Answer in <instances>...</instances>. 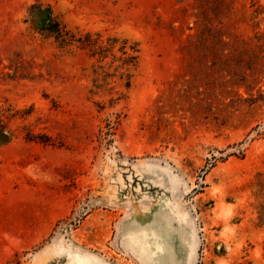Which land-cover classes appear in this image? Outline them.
<instances>
[{"label":"rangeland","instance_id":"374dc122","mask_svg":"<svg viewBox=\"0 0 264 264\" xmlns=\"http://www.w3.org/2000/svg\"><path fill=\"white\" fill-rule=\"evenodd\" d=\"M0 264H264V0H0Z\"/></svg>","mask_w":264,"mask_h":264},{"label":"trees","instance_id":"16d2710c","mask_svg":"<svg viewBox=\"0 0 264 264\" xmlns=\"http://www.w3.org/2000/svg\"><path fill=\"white\" fill-rule=\"evenodd\" d=\"M41 29L46 32L47 36H53L56 41L63 45L76 42L80 47H88L89 50H92L93 54H100L106 50V48H103L102 45L98 44V38H92L89 33H86L83 36L75 37L74 34L70 33V31L67 30L64 25L55 19H49ZM107 40L115 43L117 38L112 37L108 38ZM119 50L122 51L123 54H126V63H131L133 65L135 64L137 55L133 54V52H136L134 46H127V41L123 40L119 46Z\"/></svg>","mask_w":264,"mask_h":264},{"label":"bare ground","instance_id":"6f19581e","mask_svg":"<svg viewBox=\"0 0 264 264\" xmlns=\"http://www.w3.org/2000/svg\"><path fill=\"white\" fill-rule=\"evenodd\" d=\"M156 249L162 250L161 245L159 243L156 244Z\"/></svg>","mask_w":264,"mask_h":264}]
</instances>
